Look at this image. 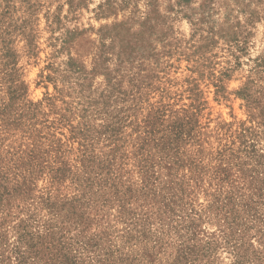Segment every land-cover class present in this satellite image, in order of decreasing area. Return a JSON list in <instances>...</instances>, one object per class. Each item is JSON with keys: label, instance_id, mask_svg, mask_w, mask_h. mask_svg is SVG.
<instances>
[{"label": "rangeland", "instance_id": "1", "mask_svg": "<svg viewBox=\"0 0 264 264\" xmlns=\"http://www.w3.org/2000/svg\"><path fill=\"white\" fill-rule=\"evenodd\" d=\"M0 264H264V0H0Z\"/></svg>", "mask_w": 264, "mask_h": 264}]
</instances>
